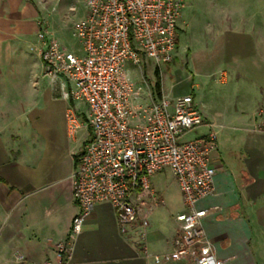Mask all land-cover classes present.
<instances>
[{"label": "crops", "instance_id": "1", "mask_svg": "<svg viewBox=\"0 0 264 264\" xmlns=\"http://www.w3.org/2000/svg\"><path fill=\"white\" fill-rule=\"evenodd\" d=\"M45 3L0 0V264H21L16 254L51 264H148L152 254L172 249L175 215L183 209L167 168L151 176L163 203L151 210L144 242L125 239L111 206L99 202L70 242L68 257L56 254L78 211L73 171L88 127L86 105L66 95L61 77L45 74L37 37ZM148 62L135 75L139 100L159 96L156 69L160 95L190 94L201 113L193 136L216 133L214 191L198 202L208 208L202 225L216 256L223 264H264V133L254 128V111L264 106V0H188L172 58ZM68 109L80 122L75 131L67 126ZM172 187L180 198L174 209L165 203Z\"/></svg>", "mask_w": 264, "mask_h": 264}, {"label": "built area", "instance_id": "2", "mask_svg": "<svg viewBox=\"0 0 264 264\" xmlns=\"http://www.w3.org/2000/svg\"><path fill=\"white\" fill-rule=\"evenodd\" d=\"M184 4L185 0H85V12L72 27L80 44L77 52L48 36L43 24L38 27L45 74L61 77L66 95L87 107V138L73 171L78 211L67 239L56 244L59 258L68 257L70 242L99 202L111 206L125 239L144 242L151 210L163 203L151 186V176L167 168L183 209L175 215L178 228L172 249L152 254L148 264H223L202 225L208 208L198 206L214 191L211 157L216 133L210 129L186 138L203 123L191 95L140 101V86L128 68L129 63L141 69L150 60L159 64L172 58ZM254 118L255 130L264 133V106L255 109ZM66 121L71 131L80 126L71 109ZM146 197L150 204L144 203ZM15 259L21 264H51L27 262L22 254Z\"/></svg>", "mask_w": 264, "mask_h": 264}, {"label": "rangeland", "instance_id": "3", "mask_svg": "<svg viewBox=\"0 0 264 264\" xmlns=\"http://www.w3.org/2000/svg\"><path fill=\"white\" fill-rule=\"evenodd\" d=\"M187 2L188 0H185V3ZM84 12L85 0H46L45 7L41 9V14L37 21V28L41 24H43V27L44 29H46L48 36L55 38V40H57L64 48L73 49L77 52L80 50V44L78 40L72 35V27L74 23L83 16ZM258 18L259 16L256 19ZM179 44H183V37L181 36L179 38ZM146 65L148 66L149 64ZM170 66L178 67L180 66V63L173 62ZM135 67L136 66L132 65L131 63L128 64V68L130 69V75L134 79L137 78L135 76L137 73L146 70L143 66L141 69ZM154 76L155 78L153 79V82H155L156 80L155 73ZM145 79L146 83L152 82L149 72L147 73V78ZM139 80L141 81V78H139ZM75 116L77 115L75 114ZM191 131H193V129L189 132ZM189 132L185 134L186 138L194 137V133ZM171 192L172 194L167 197V201L165 200V203L168 207L174 209V207L179 205L180 198L178 193L173 189V187Z\"/></svg>", "mask_w": 264, "mask_h": 264}, {"label": "trees", "instance_id": "4", "mask_svg": "<svg viewBox=\"0 0 264 264\" xmlns=\"http://www.w3.org/2000/svg\"><path fill=\"white\" fill-rule=\"evenodd\" d=\"M154 73L156 75V80H155V83H154V90L156 91V93L158 95H160V93H159V90H160V81H159L158 72H157L156 69H155Z\"/></svg>", "mask_w": 264, "mask_h": 264}]
</instances>
